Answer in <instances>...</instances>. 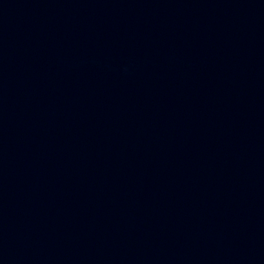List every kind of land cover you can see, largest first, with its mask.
I'll return each mask as SVG.
<instances>
[{"label":"water","instance_id":"95a60500","mask_svg":"<svg viewBox=\"0 0 264 264\" xmlns=\"http://www.w3.org/2000/svg\"><path fill=\"white\" fill-rule=\"evenodd\" d=\"M0 264H264V0H0Z\"/></svg>","mask_w":264,"mask_h":264}]
</instances>
